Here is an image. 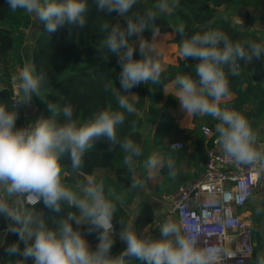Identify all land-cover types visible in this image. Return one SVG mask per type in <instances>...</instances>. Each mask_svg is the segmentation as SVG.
<instances>
[{
	"label": "clouds",
	"instance_id": "obj_1",
	"mask_svg": "<svg viewBox=\"0 0 264 264\" xmlns=\"http://www.w3.org/2000/svg\"><path fill=\"white\" fill-rule=\"evenodd\" d=\"M11 11L23 10L33 19L43 23L48 33L60 28H83L89 11L87 0H6ZM137 0H94L96 10L106 15L115 11L118 16H126ZM179 6V0H157L154 5L160 12L171 13ZM158 16L153 10H147L120 22L102 23L107 32L102 45L117 57L121 71L118 80L121 89L130 93L141 84H159L163 67L150 52L152 44L139 39L138 44L130 43V37L139 36L150 30L152 40L160 36V28L155 23ZM182 37L186 28L183 22L175 27ZM151 40V41H152ZM138 45L141 59H133ZM180 56L196 61V78L178 74L173 85L177 86L173 97L182 110L189 116H211L217 120L215 131L218 134L215 143L224 156L238 165L247 166L258 180V173L264 172V150L256 147L257 133L241 113L221 107V101L231 95L229 81L226 79L225 66L233 70L240 60L252 62L264 56V45L254 41L247 42V49L240 43H234L222 32L208 31L196 33L182 39ZM18 88L23 92L20 102L14 103L9 111L7 105L0 104V214L11 221L8 231L18 234V242L5 248L9 255L20 254L25 260L31 258L33 264H127L126 257L135 258L141 264H221L224 257L233 258L236 253L220 244L200 246L194 229L182 234L181 225L166 219L159 225L161 238L150 235H138L124 220L119 237L126 242V249L119 255L111 256L114 244L113 218L116 205L105 194L103 179L89 175L79 191H73L61 180L62 165L60 158L66 153L70 156L71 171L81 172L84 157L88 149L101 140H107L112 146L119 144L125 153L124 164L132 177L130 189L143 188L145 181L135 172V158L142 150L132 139H118L117 128L125 122L121 111L101 110L81 123L74 118V108L69 103L62 109L56 103H48L50 118L43 116L29 122L27 126L16 128L17 106L27 105L32 96L39 97L40 90L47 82V74L37 72L31 61H25L17 76ZM111 85H105L109 90ZM120 109L133 114L136 108L129 102V95L120 90L114 93ZM63 123L53 116L61 113ZM178 145H173L177 147ZM161 163L158 154L144 161V167L152 169ZM171 179L177 178L175 161H166ZM43 201L45 207L60 214L66 204L75 212L59 216L48 227L43 214L35 211L34 206ZM12 201L15 202L13 206ZM262 210L257 208L259 214ZM75 225V229L73 227ZM87 225L88 231L98 234L99 243L91 250L79 231ZM24 248L20 249V243ZM24 264V261H17ZM240 264H243L241 261ZM256 264H264V252L256 255Z\"/></svg>",
	"mask_w": 264,
	"mask_h": 264
},
{
	"label": "trees",
	"instance_id": "obj_2",
	"mask_svg": "<svg viewBox=\"0 0 264 264\" xmlns=\"http://www.w3.org/2000/svg\"><path fill=\"white\" fill-rule=\"evenodd\" d=\"M89 11L86 14V24L83 28H74L69 32L68 28H60L55 33H48L43 23L38 24L39 30L34 38L31 50V62L35 65L36 71H43L47 74V82L42 86L40 93L41 115L44 118H50L52 115L48 109V103H56L59 108L66 104H71L74 108L73 118L81 123L90 119L94 113L101 110L121 111L125 115V122L118 126V139H132L142 150V155L135 158V172L139 167L144 168V161L148 159V150L152 149L162 157L160 173L163 175L161 183L155 186L151 193H140L139 202L135 208L133 218L129 217V208L137 198V189H130L132 177L128 172L123 160L125 153L121 150L119 144L110 148L107 140L101 139L94 144L92 149L86 151L84 157V167L81 172L71 171L70 156L66 153L60 158L63 166L61 176L62 183L73 191H79L76 186L77 180L86 182L85 176H94L103 179L105 184V194L108 199L116 205V211L113 218L114 232L119 233L122 225L120 220H124L127 226L137 234L143 232L148 226L154 223L155 203L161 197V192L169 195L174 191L173 179L168 175L166 161L171 158L175 161V168L181 161L190 165L191 172H179L175 179L176 188L188 181L196 179L203 169L205 156L202 147V137L194 132V143L191 152L185 148L178 151H169L167 147L160 146L163 136L177 132L179 130L170 113V107L174 106L172 100H165V89L169 84H173L178 74L190 75L196 78L194 65L196 61L188 58L177 59L175 65H167L161 74L159 84H141L131 89L130 93H125L120 87L118 74L121 71L117 64V57L108 51L102 45L107 32L102 30L101 25L105 21L123 24L126 19L138 15H143L147 10H153L157 13L155 23L160 28V33H166L171 27H175L183 22L186 28L185 36H181L175 31L174 44L179 53L182 39L188 38L193 34L208 31H219L224 33L230 41L240 43L247 49V42L254 41L264 45L255 32L245 30L242 25L233 23L237 18L242 24H251L252 19L249 14L250 9L258 8L257 0H179V6L171 13H163L154 7L157 0H137L133 8L126 16H118L113 11L106 15L98 12L94 0H87ZM212 5V7L209 6ZM33 18L23 10L11 11L6 0H0V104L7 105L8 110H14L12 105L20 102L23 92L19 99H13V90L11 85V74L15 67L21 68L22 48L26 42L27 32L33 27ZM35 30V29H34ZM32 30L30 31V34ZM144 37L150 38L152 33L145 30L141 33ZM132 43V37L129 38ZM180 54V53H179ZM133 59H140L137 49L134 50ZM235 72L225 73L229 81V89L233 98L222 102L221 107H227L235 110L246 117L251 127L254 121L259 120L264 115V76L253 83L250 75L264 73V56L260 60L253 59L252 62L240 60L236 64ZM225 69H228L225 66ZM105 85H111L109 90H105ZM120 90L122 94H134L138 99L129 95V102L136 108L135 113L129 114L126 110L120 109L114 93ZM24 107L17 106V111ZM148 112L140 117L144 109ZM196 116H193V118ZM55 118L59 123L64 122L61 113H56ZM156 121L151 137L144 134V127L152 126ZM212 129L214 127L212 126ZM201 144V146H200ZM97 169L111 170L112 175H94ZM70 174V176H68ZM175 188V189H176ZM35 211L41 212L50 228H54L53 220L67 212H75L74 208H69L66 204L60 214L52 212L45 207L41 200L34 206ZM75 229V225H73ZM253 228V227H252ZM259 229V228H257ZM82 228H79L81 232ZM257 233V231H255ZM18 234L11 232V235L4 243L3 249H0V264H17V261H24L20 254L9 255L5 248L18 242ZM84 239L98 244V234L93 231L84 234ZM114 244L111 249V256L115 257L124 251L121 242L113 237ZM24 248L20 243V249ZM96 247H90L95 250ZM127 264H141L135 258L126 257ZM25 264V263H24ZM33 260L30 258V263Z\"/></svg>",
	"mask_w": 264,
	"mask_h": 264
},
{
	"label": "built area",
	"instance_id": "obj_3",
	"mask_svg": "<svg viewBox=\"0 0 264 264\" xmlns=\"http://www.w3.org/2000/svg\"><path fill=\"white\" fill-rule=\"evenodd\" d=\"M11 81L13 83V79ZM13 99L16 102L15 96ZM18 113L15 127L27 126V112L18 110ZM215 122L218 123L211 117V123ZM213 125L206 123L199 128L205 162L198 177L162 196L160 205L181 225L182 234L188 229L195 230L200 246L220 244L236 253L233 258H222L221 264H240L241 261L251 264L258 232L252 230L251 220L244 209L262 188L264 172L258 173L259 179L254 181L251 169L227 159L215 143L218 134L212 129ZM166 147L169 151H178L183 145L176 141ZM256 147L264 150V140ZM10 235L8 231L6 240Z\"/></svg>",
	"mask_w": 264,
	"mask_h": 264
},
{
	"label": "crops",
	"instance_id": "obj_4",
	"mask_svg": "<svg viewBox=\"0 0 264 264\" xmlns=\"http://www.w3.org/2000/svg\"><path fill=\"white\" fill-rule=\"evenodd\" d=\"M258 1V8L256 9H250L249 10V14L250 17L252 19V23L251 24H242V22H240L237 18L233 19V23L237 24V25H242V27L245 30H248L250 32H255L261 39L264 40V0H257ZM33 23V21H32ZM39 24V23H38ZM38 24L35 27H38ZM31 29V28H30ZM30 29L27 32V38H26V42L22 48V61H23V66L25 61H31V50H32V45H33V41L34 38L39 30V28H37L36 30H34L31 34L29 33ZM171 29V28H170ZM164 34H169V38L167 37L166 41H168L169 43H166V41L162 44H156V40L158 38H160V36H163ZM159 37H157L156 39L152 40V36L149 38L152 44V51L150 52V55L157 61H159L163 67V69L167 66V65H175L177 62L178 58H181L180 54L177 51V47L174 44L173 40L175 35L173 33H161ZM166 38V37H165ZM152 40V41H151ZM172 50L174 51V56H173V60H169V59H165L164 55L166 54L167 50ZM140 55V54H139ZM142 57L140 56V59ZM22 66V67H23ZM21 67V68H22ZM21 68L15 67L14 70L12 71L11 74V78L13 79V77L17 76L19 70ZM18 81L13 79V84L11 85L12 90H13V95L15 97H17V99L20 98L21 95V90L18 88ZM167 90V91H166ZM177 90V86L173 85V84H169L168 86H166L165 89V96H167L169 94V96H171L170 100L174 101L175 104L174 106H171L170 108H174L179 105V102L177 101V99L175 97H173L174 92ZM233 98V95H230L229 97H227L226 99L222 100V102L228 101L230 99ZM41 99H42V94L39 93V97L33 95L31 101L27 104L24 105V107L22 108L23 111H26L28 114L27 117V124L29 122H33L36 118L41 117ZM178 103V105H177ZM175 109V108H174ZM147 113L148 109H144V111ZM171 113V112H170ZM141 114V113H140ZM175 124L177 125V128L179 130H188L191 132V136H192V142L194 143V132L192 131L193 128V123H192V118L193 116H189L188 114H184L183 116L177 115V113H171ZM142 116H144V114H141L140 117L142 118ZM210 117V116H209ZM211 118V117H210ZM208 116H196V120L195 122H198L199 125L202 124H210L213 125L214 129H215V125L217 124V122L215 123H209L207 122ZM157 119L155 120L154 124L152 126L148 125L146 132L144 131V134H147V136H152L153 134V130L155 127ZM211 121V120H210ZM145 128V127H144ZM253 130L257 133L258 136V142L257 144L264 140V115L259 119L254 121V126L252 127ZM152 129V132L150 133V130ZM176 142V141H174ZM201 146V144H200ZM193 148L189 149L188 151L191 152ZM189 167L187 168H191L190 165H188ZM95 172V171H94ZM63 173V172H62ZM95 174V173H94ZM88 176H85V180H87ZM261 198V197H260ZM137 204L139 202V199L137 198ZM13 206H17L15 205V202L12 201ZM260 203V199H259V195L254 196L252 199H250L244 209V213L245 215H248V213L250 211H254L257 209V207L259 206ZM137 204L134 206V210H129V212L132 214V217L130 219L133 218L134 215V211L135 208L137 206ZM166 219H171L172 221L176 222L175 219L169 215L167 213V209H165V207H163L162 205H160V202L155 203V214H154V223L152 224V226H148L143 232L139 233L140 235H150L153 238H161V234L159 232V225H161ZM11 223V221L8 220V224ZM82 228L81 230V235L84 238V234H89L91 232L88 231V226L87 225H82L80 226ZM93 232V231H92ZM89 247H96V243H93V241H87ZM122 245V244H121Z\"/></svg>",
	"mask_w": 264,
	"mask_h": 264
},
{
	"label": "rangeland",
	"instance_id": "obj_5",
	"mask_svg": "<svg viewBox=\"0 0 264 264\" xmlns=\"http://www.w3.org/2000/svg\"><path fill=\"white\" fill-rule=\"evenodd\" d=\"M165 14H167L168 12H163ZM34 21V25L33 27L30 29V31L32 30V32L34 31V29L36 30L37 27H35L39 22L35 19H33ZM29 31V33H30ZM167 33H173L175 35V31L173 29V27H171V29H169V31ZM169 34H164L163 36H160V38H158L155 42L156 44H162L166 41L167 37L169 38L168 36ZM166 37V38H165ZM144 39L146 41H150L149 38H146L144 37L142 34H140L139 36L137 35H133L132 36V43L133 45H136L138 44L140 41H138L139 39ZM166 43H169L168 41H166ZM136 49L138 50V45L136 47ZM177 49V48H176ZM139 52V51H138ZM173 56H174V51L172 50H167L166 54L164 55L165 59H169V60H173ZM167 91V90H166ZM171 96H169V94L167 96H165L164 98V101L165 100H170ZM178 105V103H177ZM175 108V109H174ZM174 108H169L170 109V112L172 113H177V115H180V116H183L185 114V112L182 110L181 106H177L174 107ZM141 114H145V112H141ZM140 114V115H141ZM192 123H193V128H192V131L195 132V133H199V128H200V125L198 122H195L196 120V117L192 118ZM211 118L208 116V119H207V122H211L210 121ZM148 127L146 126L144 128V131L146 132V129ZM152 132V129L150 130V133ZM150 137V136H149ZM174 141H178L180 143H182L183 145V148H185L187 151L191 148H193V143L192 142V136H191V132L188 131V130H184V132L182 133H177V132H171L165 136L162 137L161 141H160V146H168L170 145L172 142ZM153 154H158V156L161 158V163L159 165H157V167L155 168H152V169H148V168H142V167H139L138 168V171L136 172L137 174V177L144 180L145 181V184H144V187L143 188H138L137 189V198L141 195L140 193H151L153 192V189L155 188V186H158L160 183H161V180L163 178V175L160 173L159 169H160V166L163 162L162 160V157L159 153L157 152H154L152 149L148 150V158L150 156H152ZM189 167L187 163H185L184 161H181L178 166L176 167V171L177 173L179 174L180 171L184 172V173H188V172H191L192 170L187 168ZM95 174L94 175H108V176H111L112 175V172L111 170H107V169H97L95 170L94 172ZM63 175V173H61V176ZM68 176H70V174H68ZM85 179V178H84ZM78 184H82V182L80 180H77L76 182V186ZM172 185H174V191H175V188L177 186V183L175 180H173V183H171ZM264 190V188H260L255 194L254 196L256 195H259V199L261 197V194H262V191ZM173 191V192H174ZM261 191V193H260ZM264 193V191H263ZM161 194V197L159 199H157V202L159 203L160 200L162 199V196H165V194L163 192L160 193ZM253 196V197H254ZM137 198H135V200L133 201V204L132 206L129 208V210H134V206L137 204ZM139 199V198H138ZM129 214V217L131 218L132 217V214L130 212H128ZM258 223H259V218L255 219L254 223H253V228L252 230L255 232V231H260L258 228ZM259 236L257 237V241L256 239H254V241H256V249H255V253H254V258H253V261L251 264H256V255H257V252L260 253L261 249H262V246L264 244V230L260 231V234H258ZM257 251V252H256ZM24 263L25 264H29L30 263V258L26 259L24 258Z\"/></svg>",
	"mask_w": 264,
	"mask_h": 264
},
{
	"label": "water",
	"instance_id": "obj_6",
	"mask_svg": "<svg viewBox=\"0 0 264 264\" xmlns=\"http://www.w3.org/2000/svg\"><path fill=\"white\" fill-rule=\"evenodd\" d=\"M209 6L212 7L211 4H209ZM236 70H237V67L235 65L232 71L229 69H225V73L235 72ZM263 76H264V73L256 74V75L255 74L250 75L253 83L259 82L263 78ZM262 208L264 209V198H263ZM260 228H262V230H264V213H263L261 220H260ZM7 234H8V219H6L2 214H0V249H3V247H4V243L6 241ZM138 235H140V234H138ZM113 237L121 242V244L125 250L127 247L126 242H124L120 239L119 233L114 232ZM261 252H264V244L262 246L260 253Z\"/></svg>",
	"mask_w": 264,
	"mask_h": 264
},
{
	"label": "flooded vegetation",
	"instance_id": "obj_7",
	"mask_svg": "<svg viewBox=\"0 0 264 264\" xmlns=\"http://www.w3.org/2000/svg\"><path fill=\"white\" fill-rule=\"evenodd\" d=\"M262 188H264V181H263V186H262ZM263 191H264V190H263ZM263 191H262V194H261V198H260L259 206L257 207V208H260L262 211L258 214V213H257V209H256V210H254V211H250V212L248 213V216H249V218H250V220H251V225H252V227H253V223H254L255 219L259 218L258 228H259L260 231H262V228H260V220H261V217H262V215H263V213H264V209L262 208L263 198H264V193H263ZM260 193H261V191H260ZM260 231H258V234H260ZM258 236H259V235H258ZM256 252H257V251H256ZM257 254H258V252H257ZM255 258H256V257H255ZM255 260H256V259H255Z\"/></svg>",
	"mask_w": 264,
	"mask_h": 264
}]
</instances>
